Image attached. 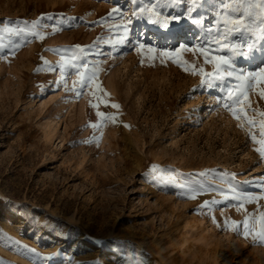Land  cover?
I'll return each instance as SVG.
<instances>
[{"label": "rangeland", "instance_id": "1", "mask_svg": "<svg viewBox=\"0 0 264 264\" xmlns=\"http://www.w3.org/2000/svg\"><path fill=\"white\" fill-rule=\"evenodd\" d=\"M227 3L0 0V264H264V244L242 235L245 218L258 231L264 212V158L255 151L264 145L251 139L264 140V85L252 81L250 126L223 106L240 81L204 76L200 69H215L198 52L178 53L197 74L160 55L222 33L225 16L239 15ZM153 6L196 29L157 32ZM139 43L145 47L137 52ZM234 62L245 74L259 72L264 41ZM73 63L81 75L98 69L80 97L71 90L79 79ZM93 93L116 122L89 126L100 123Z\"/></svg>", "mask_w": 264, "mask_h": 264}, {"label": "snow or ice", "instance_id": "2", "mask_svg": "<svg viewBox=\"0 0 264 264\" xmlns=\"http://www.w3.org/2000/svg\"><path fill=\"white\" fill-rule=\"evenodd\" d=\"M180 0H157V3L162 7H167L171 4L179 3ZM193 4L196 3V0H192ZM156 6H153L152 9H149L150 12V22L153 24H159L164 29L169 28V24L172 21H175L179 23L182 19V14H177L170 17H162L159 12L155 10ZM225 9L230 10L232 13L239 14L235 17L226 15L224 18V24L226 25L224 31L220 33L217 32L216 35L211 36L210 39H206L204 41V44L195 46L193 48H187L185 45H180L179 48L173 52V51H164L161 52V56H168V57H177L174 62H176L179 66L184 67V65L187 63L186 61H182L178 59V53L181 51H194L198 52L201 56H203L204 61L206 64H213L215 71L208 73L205 72L204 69H200V73H202L204 76L211 77L212 79H224L225 77H234L237 81H240L241 84L239 85L240 91L239 94L233 95L232 90L229 89L228 97L231 103H224V107L228 109L232 115L233 118L239 120L241 119V115L239 113H243V118L247 120V123L251 125H255V120L248 119L247 118V111L245 108V105H248L250 107V101H249V92L251 91L253 84L252 81L255 78L257 85H264V67H261L259 69V72H248L247 74L244 73L243 69L237 70V67L234 62L235 57H243V58H249L250 54L252 53L253 49L256 46L257 41H264V0H231V3H227L224 5ZM118 9H112V12H118ZM145 10L143 8L140 9V13L134 12V16H138L141 13H143ZM193 9L189 8L187 10V18L191 17ZM111 15V13H110ZM155 17L153 19L152 17ZM193 23L200 24V20H193ZM131 24V19L127 21L124 27V35L121 37V43H124L127 41L129 28L127 25ZM230 25V27H229ZM58 28H53V31H58ZM211 35V34H210ZM249 36L255 37V40L249 39ZM235 37L238 41V43H233L232 38ZM39 39L43 40L44 36L39 35ZM130 42V41H128ZM212 45L216 46V51H222L224 49H227L231 55L230 56H221V55H215L213 54V48ZM247 47V51H244V47ZM136 47V51L139 52L141 49L145 47L143 43H139ZM76 48H80L79 45L76 46ZM55 51V50H53ZM149 52L155 51L153 48H148ZM41 60L44 62V65L48 67L49 70H53L52 66L49 64L48 61L44 60L43 57H41ZM84 68H87V65H82ZM71 67L76 68V74L79 77L77 81L73 82L72 91L75 92V95L77 97H80L82 95V89L86 87H91L92 83L94 82L96 78V72L98 69L93 70L92 75H87L86 73L81 75L79 68L73 63ZM189 67L192 68L193 74H197L195 65H189ZM189 67H184L185 71L189 70ZM43 69L38 68L37 71H41ZM62 74L63 70L61 69ZM79 85V87H77ZM65 88L67 89V83L65 82ZM96 90L98 92L103 93V89L100 88L99 84L96 85ZM103 95H107V93H103ZM93 96H95V93H93ZM259 96L261 99H264V87H261L259 90ZM98 103H91L90 106L92 108L97 109L96 115L98 118H100V123H92L89 126L92 128H98L101 126V123L105 120H111L112 122H116V117L113 115H107L103 112H100L98 110L99 103H105L107 105V101L103 99V96H95ZM111 107L113 108H119L118 104H112ZM260 116L264 117V111L260 112ZM125 127H128V125H125ZM260 135L264 136V120L260 121ZM95 139V138H94ZM251 139L260 145H264V140H257V137L255 135L251 136ZM86 143H91L92 141H85ZM257 151L261 158H264V147H258L255 149ZM192 199H195V195L191 197ZM256 199L255 197H245L244 200L247 202H251L252 200ZM240 208H243V204L239 205ZM215 220V218L213 217ZM250 219L252 218H245L243 221V231L242 235L244 238H248L251 235L253 243H260L264 244V212H261L259 215L258 223H259V230H255L253 226H250ZM229 221L225 220V225L227 226ZM231 225L233 226L232 230H236L239 233V222L237 221H231Z\"/></svg>", "mask_w": 264, "mask_h": 264}, {"label": "bare ground", "instance_id": "3", "mask_svg": "<svg viewBox=\"0 0 264 264\" xmlns=\"http://www.w3.org/2000/svg\"><path fill=\"white\" fill-rule=\"evenodd\" d=\"M215 1L217 3L222 2V0H215ZM193 26L194 25L193 24L191 25L190 23H184V24L178 23L173 27H169L168 29H164L163 27L158 26V27H156L157 28L156 30H157V32H159L161 34H163V33L165 34L167 32L172 36V34H175V33L178 34V33H186L189 31H193L194 29H196V28L193 29ZM170 40H171V38H170ZM183 231L186 232L185 229ZM183 237H184L183 238L184 241L186 242V245H189L190 244L189 243L190 238H189V236H187V233H184Z\"/></svg>", "mask_w": 264, "mask_h": 264}]
</instances>
